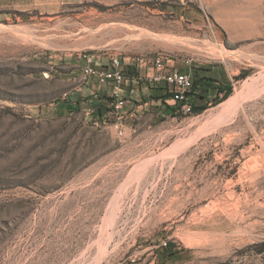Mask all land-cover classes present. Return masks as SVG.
Here are the masks:
<instances>
[{
	"label": "rangeland",
	"instance_id": "rangeland-1",
	"mask_svg": "<svg viewBox=\"0 0 264 264\" xmlns=\"http://www.w3.org/2000/svg\"><path fill=\"white\" fill-rule=\"evenodd\" d=\"M85 51L228 89L188 115L131 84L120 136ZM262 243L264 0H0V264H264Z\"/></svg>",
	"mask_w": 264,
	"mask_h": 264
},
{
	"label": "built area",
	"instance_id": "built-area-1",
	"mask_svg": "<svg viewBox=\"0 0 264 264\" xmlns=\"http://www.w3.org/2000/svg\"><path fill=\"white\" fill-rule=\"evenodd\" d=\"M82 58L84 60L82 79L86 82L96 80L100 85L109 86L111 89L114 111L118 115L114 126L120 136L125 135L121 113L126 103L125 89L141 80L154 86H166L169 94L166 100H171L173 105L184 114L194 113L193 76L175 66V56L172 54L158 53L151 64L145 63L144 73L141 66L127 67L118 55H112L106 64L99 62L96 52L85 51L82 53Z\"/></svg>",
	"mask_w": 264,
	"mask_h": 264
},
{
	"label": "crops",
	"instance_id": "crops-1",
	"mask_svg": "<svg viewBox=\"0 0 264 264\" xmlns=\"http://www.w3.org/2000/svg\"><path fill=\"white\" fill-rule=\"evenodd\" d=\"M96 54L99 56V62L104 63V64L109 62V60L103 61L101 51H96ZM123 63L127 67H130V66L132 68L135 67V65L132 62H125L123 60ZM137 66L140 67L142 65L138 64ZM187 72L191 73V75L193 77L195 75H197L198 77L201 78L200 84L197 85V87H196V92L198 94V97L197 96L195 97V103L197 102V104L199 103V101H202L204 98H206L207 95H209V94L211 95V91H209L208 88H211L212 86L207 85V82H212V83L220 86V85H225L227 83V81H229L228 80V73L224 69L220 68L219 66L196 65L194 68L188 70ZM148 85L151 86L150 87L151 88L150 90L152 92L151 97L154 98L155 101L161 100V99H156L154 97V95L157 96V95L161 94L160 88H158V86H154L151 84H148ZM211 90H214V89H211ZM107 97H109L108 94H107Z\"/></svg>",
	"mask_w": 264,
	"mask_h": 264
},
{
	"label": "trees",
	"instance_id": "trees-1",
	"mask_svg": "<svg viewBox=\"0 0 264 264\" xmlns=\"http://www.w3.org/2000/svg\"><path fill=\"white\" fill-rule=\"evenodd\" d=\"M184 71V70H183ZM193 79H194V88H193V90H192V95H193V99H192V102H193V105H194V109L196 108V103H195V97L197 96L198 97V94H197V92H196V87H197V85H199L200 84V82H201V78L200 77H198L197 75H195L194 77H193ZM207 85H212V82H207ZM158 88H160V90L162 89V91H163V94H160V95H157V96H155L154 95V97L156 98V99H162L163 97L166 99L167 97H168V90H167V87L166 86H158ZM218 89H220L221 91H226L228 88H224V87H219ZM262 246L264 245V243H262L261 244Z\"/></svg>",
	"mask_w": 264,
	"mask_h": 264
}]
</instances>
